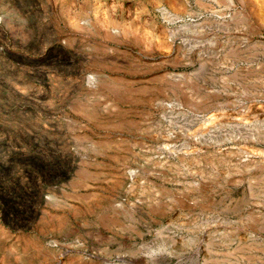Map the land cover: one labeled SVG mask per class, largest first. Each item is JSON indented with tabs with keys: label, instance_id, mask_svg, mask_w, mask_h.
Returning <instances> with one entry per match:
<instances>
[{
	"label": "rangeland",
	"instance_id": "1",
	"mask_svg": "<svg viewBox=\"0 0 264 264\" xmlns=\"http://www.w3.org/2000/svg\"><path fill=\"white\" fill-rule=\"evenodd\" d=\"M0 264H264V0H0Z\"/></svg>",
	"mask_w": 264,
	"mask_h": 264
}]
</instances>
